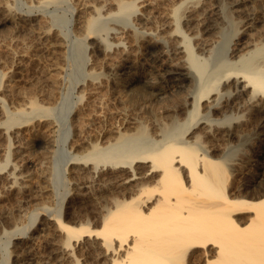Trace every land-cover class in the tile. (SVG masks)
Here are the masks:
<instances>
[{
	"label": "rangeland",
	"instance_id": "obj_1",
	"mask_svg": "<svg viewBox=\"0 0 264 264\" xmlns=\"http://www.w3.org/2000/svg\"><path fill=\"white\" fill-rule=\"evenodd\" d=\"M0 1V4L7 5L11 13L10 22L0 20V97L6 110L22 112L18 126L21 128H15L20 135L19 141L14 143L10 137L3 141L0 138V165L7 156L26 176L24 190L27 189L23 193L15 190L12 194H0V264H12L13 255L22 253V249L33 243L37 249L35 261H44L47 253L42 248L43 240L51 234H60L58 242L62 237L55 229V223L50 221L46 225L41 223L42 218L64 216V208L71 204L68 210H74L72 213L75 216L65 214L63 220L66 224L74 225L73 221L79 217L80 220L89 219L90 215L86 213L89 206H76L77 198L85 197L87 193L89 196L107 188L105 186L111 187V182L115 184L116 174L104 170L101 172L102 181L93 178L91 183L85 184L86 187L73 177L70 169L74 165L69 164L71 159L84 156L90 149L89 145H82L73 151L72 146L79 140L94 141L98 134H102L98 143L99 146H106L117 136L113 131L132 134L136 128L143 127L150 138L160 139L156 137L158 128L165 127L169 133L182 134L183 137L191 130L187 129L188 124L182 125L187 108L184 102L192 101L190 97L196 91L200 76L195 69L188 68L182 73L187 75L186 78L181 79L176 67L160 55L169 48L166 35L173 32L174 24L180 31L178 36L188 38L196 55V43L205 37L212 38L210 51L200 56L206 59L200 66L202 78L213 77L227 62L237 61V56L229 57L227 50L238 40L239 44L250 42L259 48L264 46V0H132L137 11L125 17L115 16L112 12L111 16H106L109 11L106 10V14L103 11L101 18L93 23L94 33L91 35L102 42L101 48L111 49L114 44L112 36L120 31L130 34L128 41L132 45L131 56L119 59L111 51L108 61L104 60L101 50L92 49L95 38L88 39L84 29L88 17L93 14L96 17L92 5L99 6L97 0H46L45 3V0ZM106 1L109 3L105 7L115 10L113 4L116 0ZM177 6V13L182 12L180 7H183V12L178 14L177 22L172 23V19L166 18L167 13L171 14L169 10ZM185 7L189 8L186 10ZM145 11H149L151 16L150 23L143 27L136 22L135 16L137 13L147 14ZM3 14L6 13L0 10V19ZM28 18H32L28 21L29 25L23 24ZM195 18L200 20L198 25ZM166 22L170 24L160 30ZM207 23L213 26L211 31L206 32ZM144 31L149 32L150 37H145ZM263 46L260 50L264 55ZM251 49L254 47L250 46L247 50ZM261 53L255 55L262 56ZM94 85H97L96 89L98 87L97 94L89 97L88 90ZM31 102L52 108L53 112L47 120L41 121L31 113ZM169 111L174 112V119L169 117ZM1 118L0 130L3 131L8 125ZM48 122L53 126L51 133L45 125ZM259 129L260 141L251 146V155L238 166L239 172L233 181L234 185H242L244 195L264 192V180L251 182L259 167L258 151L264 147V127ZM11 131H8V136ZM46 139L50 141L47 143ZM149 142L138 137L129 145L136 149ZM200 145L199 149H206L210 143ZM248 148L247 142L236 139L220 144L215 154L224 161L230 159L229 162H232ZM90 227L93 229V226ZM13 233L33 235L35 239L27 240V244H16L17 241L11 238ZM190 261V264L196 263L194 258Z\"/></svg>",
	"mask_w": 264,
	"mask_h": 264
},
{
	"label": "bare ground",
	"instance_id": "obj_2",
	"mask_svg": "<svg viewBox=\"0 0 264 264\" xmlns=\"http://www.w3.org/2000/svg\"><path fill=\"white\" fill-rule=\"evenodd\" d=\"M97 1L99 6L92 5L96 17L93 14L84 20L88 39L95 38L91 36L94 33L92 25L101 18L103 11L104 14L106 10L109 11L106 16H111L112 12L115 16L125 17L136 10L135 1L132 0H113L115 12L109 9L110 6L105 7L108 1ZM178 6L169 10L171 14L167 13L166 18L172 19V23L177 22L178 14L182 15L183 7L179 8H182V12L177 13ZM0 10L6 13L0 19L1 22L11 18L10 9L5 3L0 4ZM148 13H137L136 22L144 27L150 21L151 15ZM31 19H26L23 24L29 25ZM169 22L163 23L160 30H164ZM199 23L200 20L197 25ZM174 25L173 32L166 35L169 48L160 55L165 56L172 67H176L181 79L186 78L187 75L182 73L188 68L195 69L200 76L196 91L190 97L192 101L184 102L187 108L182 125L188 124L187 129L191 130L183 137L182 134L169 133L168 129L160 126L162 128H158L156 135L160 139H155L150 138L146 129L139 125L140 129L136 128L132 134L113 131L117 136L111 142L108 141L106 146H99L98 140L102 134H98L94 141L79 140L80 143L72 146L73 151L82 145H89L90 149L84 156L71 159L69 164L74 165L70 169L73 177L85 186L93 178L102 181L101 172L104 170L116 174L115 184L109 182L111 187L105 186L107 188L99 189L89 196L87 193V198L81 196L75 200L78 207L89 206L86 213L90 215V220L77 217L72 223L74 225L66 224L63 220L65 214L72 215L74 211L68 210L71 204L64 208V216H44L41 223H55V229L61 233V240L57 241L60 236L58 232V236H45L47 238L43 240L42 248L47 254L44 261H35L37 249L33 243L22 249V253L16 252L11 258L12 264H190L192 258L195 264H264V192L244 195L242 185L233 184L239 172L238 166L251 155V146L260 141L258 130L264 127V55L260 50L263 45L259 48L250 42L239 44L238 40L227 50L229 57L237 56V61L227 62L213 77L202 78L200 66L206 59L200 56L210 51L212 38L205 37L196 43V55L188 38L185 35L178 36L180 31ZM212 26L207 23L204 30L211 31ZM160 30L157 31L160 33ZM144 34L147 38L151 35L147 31ZM129 35L124 31L114 33L111 49L101 48L102 42L95 38L92 49L101 50L105 61L110 59L111 51L119 59L128 58L132 53ZM250 46L254 49L247 50ZM257 52L262 56L255 55ZM79 55L82 58L81 52ZM96 86L88 90L89 97L97 94ZM1 99L0 116L8 127L0 130V138L3 141L10 137L14 143L18 142L20 135L15 128H21L18 126L21 124L22 112H9L2 106ZM30 107L31 113L41 121L47 120L53 112L52 108L35 103L30 104ZM239 113L242 115L239 116ZM174 115V112H170L169 117L174 119ZM45 125L51 133L52 123ZM12 127L14 130L10 129ZM9 130H12L10 136L7 135ZM138 137L150 142L140 148H131L129 143ZM236 139L249 144L240 157L229 162L230 159L224 161L215 154L220 144ZM45 141L48 143L50 140ZM206 142L210 146L199 149L200 144ZM258 152L259 167L251 181L256 183L264 180V147ZM2 161L0 194L14 193L15 190L23 193L26 176L7 156ZM22 234L13 233L11 238L17 241L16 244L35 239L33 235Z\"/></svg>",
	"mask_w": 264,
	"mask_h": 264
}]
</instances>
